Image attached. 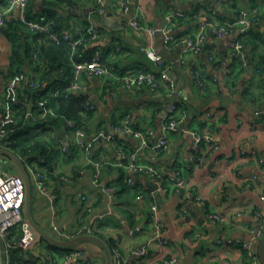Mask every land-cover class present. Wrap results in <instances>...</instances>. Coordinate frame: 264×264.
Listing matches in <instances>:
<instances>
[{
	"label": "crops",
	"instance_id": "1",
	"mask_svg": "<svg viewBox=\"0 0 264 264\" xmlns=\"http://www.w3.org/2000/svg\"><path fill=\"white\" fill-rule=\"evenodd\" d=\"M124 1L104 0V13L97 14L96 0H33L28 13L35 20H46L52 15L62 31H70L75 36L92 21L101 31L98 44L103 50L104 63L121 73L144 67L151 69L146 50L152 48L171 68L180 92L177 100L182 107L181 114L185 115L180 123L183 130L170 134L169 150L158 155L142 148L134 137L118 134L110 142L99 140L87 155L75 145L74 136L64 122L46 128L42 141L50 142L51 146L47 161L44 159L42 163L47 164L31 166L43 174L49 194H42L30 176L33 220L41 230L57 239L56 228L71 234L92 221L96 233L120 251L125 264H149L157 255L154 246L148 248L146 257H139L135 252L153 236L150 204L156 203L165 236L171 242V253L179 257V264H250L239 242L252 240L255 231L264 232V203L260 199L264 195V76L253 66L254 56L249 48L246 50L248 67L233 65L230 45L236 38L234 34L221 39L209 34L196 57L185 53L180 41L195 36L200 24L209 18L226 22L237 17L241 10L255 8L258 10L256 26L264 34V0H129L130 11L141 6L145 23L157 30L163 28L169 13H185L186 17L174 29L177 41L169 48L164 46L161 33L150 38L129 26L128 13L122 6ZM34 44L42 46L44 41ZM92 50L93 45H86V51ZM257 51L264 56L263 43H259ZM10 55L11 45L2 35L0 107L6 81L2 74L10 64ZM196 69L215 80L205 92L194 84ZM34 74L28 64L25 81ZM84 79L97 106L91 116L81 114L89 138L99 131L113 134L126 116L131 117L135 129H152L157 138L162 136V119L172 103L166 89L154 92L144 86L128 92L121 85H114L115 93L109 98L104 96L103 79L89 71L84 72ZM190 131L213 133L219 142L217 150L204 155L203 165L194 162L202 149ZM126 152H136L140 161L153 164L164 177L183 178L192 192L207 199L206 207L184 200L173 191L165 194L158 191L151 196L153 191L148 184L153 181L142 175H136L134 185H129L128 174L120 166ZM103 156L106 163L97 187L94 184L96 163ZM0 170L3 171L1 166ZM144 188L146 191L142 192ZM208 212L219 215L223 221L210 218ZM43 242L50 246L46 240ZM78 246L86 249L90 258L95 261L96 257L101 258L106 264L104 251L98 244L83 242ZM257 248L258 242H255L256 252ZM97 263L102 264L100 260Z\"/></svg>",
	"mask_w": 264,
	"mask_h": 264
},
{
	"label": "built area",
	"instance_id": "2",
	"mask_svg": "<svg viewBox=\"0 0 264 264\" xmlns=\"http://www.w3.org/2000/svg\"><path fill=\"white\" fill-rule=\"evenodd\" d=\"M33 0H0V37L2 31L6 27L7 19L11 15H16L18 21L23 28L33 35H44L47 40L56 44H66L72 49L71 64L73 70L67 80V88L63 91L66 97L70 95H82L84 101L82 103V114L89 115L95 113L97 106L94 100L89 95V86L84 79V72L89 71L93 76L103 79L106 88L105 97H113L114 85H121L128 92L140 90L142 87H149L154 92H160L166 89V96L172 100L168 111L164 114L162 119V136L156 137L155 131L152 129L139 130L135 129L131 123V117L126 116L122 124L113 130V134H107L105 131H99L92 138H89L84 127L78 125L74 120L66 119L64 123L68 130L74 136L75 145L84 150L87 155L92 153L94 146L99 140L110 142L115 135L132 136L137 139L141 147L150 150L154 155L167 152L170 148L169 136L170 134L182 131L180 123L185 115L181 114L182 107L178 102L180 92L177 89L176 82L171 76V68L165 63L162 56L158 55L152 48L146 50V57L151 63L152 68L147 67L138 68L125 73L117 71L104 63L103 50L99 46L98 41L101 37V31L91 21L88 27L79 35H73L70 31L57 30L58 23L55 19L34 20L28 17V7ZM125 13H130L129 0H125L122 4ZM104 0H96L97 14L104 13ZM132 11V16L129 19V26L135 30L146 33L147 36L153 38L156 34L161 33L164 37V46L169 48L176 43L177 38L174 35V29L178 25V21L186 17L182 11L169 13L166 17L165 25L161 29L148 26L145 23L146 15L141 8L137 6L135 11ZM258 20V10L255 8L252 11L241 10L237 17L230 21L219 22L215 17H212L202 22L199 26V31L195 36L185 37L180 41L184 46V52L196 57L203 49L209 34L216 39H221L224 36L234 34L235 40L230 45V56L238 60L241 68H247L249 59L245 51L243 38L248 35L251 29L255 26ZM84 45H93L94 51L89 60L83 62H76L75 55L78 48ZM38 54L34 55V60L38 61ZM232 74V73H231ZM194 84L196 88L205 92L211 84L215 83L208 75L196 69L194 71ZM32 79V78H31ZM31 86L35 89H41V83L35 82L33 79ZM25 80L24 75H17L14 78L5 81L3 92L6 90L15 92V89L20 83ZM61 91L51 93L52 97H57ZM13 104L17 108L20 100L17 94H14ZM38 104L44 108L43 115L55 116L53 107L48 108V100H40ZM57 107V105H56ZM16 110V109H15ZM19 111H12L10 105L4 107V112L0 113V149L11 150L12 142L9 140V134L13 133V128L6 129L10 123L17 125L20 122L17 113ZM26 117H33L31 109L26 112ZM180 118V119H179ZM189 134L193 137L196 145L201 147L202 154L195 157L194 162L200 166L204 163V155L207 152L215 151L219 148V142L213 133H200L190 131ZM155 139V140H154ZM245 151L242 154L245 155ZM255 151L252 152L254 156ZM0 161L6 163L5 159L0 156ZM262 162V161H261ZM105 157H101L96 163V174L94 184L99 187V177L103 166L105 165ZM120 166L127 172V183L134 185V177L142 175L149 180L157 183L158 189L150 193L151 196L155 192L168 193L169 191L176 192L179 196L188 201H195L198 204L206 207L207 199L200 194L194 193L187 186V182L183 178L178 177H164V175L153 165L140 161L136 152H126L122 155ZM27 172L37 182L39 191L48 195V189L44 184V176L37 169L36 166L27 165ZM146 191V188L142 192ZM264 203V195L260 197ZM26 201V183L22 174L17 175L7 174L0 170V246L2 251L3 264H98L97 261L90 258L88 252L83 247L78 245L69 248H61L62 252L50 249L48 243H44L40 234L33 228L31 223L27 220L25 214ZM207 209H211V205H207ZM150 222L153 226V236L148 243L137 249L135 254L139 257H146L148 248L154 246L157 250L156 259L151 260L149 264H179L180 259L177 255L171 253V242L165 236V226L156 203L150 204ZM209 213V212H208ZM209 217L223 221V219L210 212ZM58 240H71L80 235H94L96 226L94 222H90L80 227L74 233H67L56 228ZM264 232H253V239L248 242H239L250 264H261L254 250V243L262 239ZM48 242V241H47ZM231 243V241H229ZM17 257L19 261L14 262ZM113 264H125L126 261L119 250L113 249L112 255ZM228 264V263H227Z\"/></svg>",
	"mask_w": 264,
	"mask_h": 264
},
{
	"label": "trees",
	"instance_id": "3",
	"mask_svg": "<svg viewBox=\"0 0 264 264\" xmlns=\"http://www.w3.org/2000/svg\"><path fill=\"white\" fill-rule=\"evenodd\" d=\"M10 17H14V19L10 21V18L7 19V24L2 31V35L7 38L11 45V57L7 71L2 75L5 76L6 81L17 75H24L28 64H30L35 72V76H32L31 78L35 82H40L42 88L35 90L31 86V81L23 80L15 89V92L6 90L2 98L0 113L4 112V107L6 105H10L12 111H19L16 115L19 117L20 122L15 126L12 123L6 126V129L13 128L14 130L12 134H9V140L12 142V152L24 162L25 166L37 164L44 165L47 163H42V161L48 156L49 147L51 146L50 142L46 140L42 141L44 138V132L47 130L46 128L56 126L59 122H64L66 119L74 120L78 125L84 127L81 118V106L84 97L75 94L66 97L63 93L68 85V77L73 70L70 60L72 55L71 47L66 44L56 45L47 40L44 35H33L23 28L16 15ZM28 17L29 19H33L29 13ZM53 18L55 17L51 15L48 19ZM256 25L257 24H255L248 35L243 38V43L245 51L249 48L250 54L254 56L253 66L257 67L256 69L259 72V75L263 77L264 56L258 54L257 50L259 48V43L264 44V34ZM86 27H88V25ZM57 30L61 32L63 29L58 25ZM36 41H44V44L42 46L35 45L34 43ZM93 51L94 50L86 51V45L81 46L78 48L77 54L74 58L76 62L87 61ZM35 54H38V61L34 60ZM84 54H87V56L83 57ZM233 61L234 66L239 64L236 58H234ZM1 69L2 67L0 63V70ZM50 77L51 80H49ZM55 91H61L58 98L51 96V93ZM14 94H17V98L20 100L17 108L12 100L13 97H15ZM43 99L49 101L48 108L53 107L55 110V116L46 115L43 119H37L36 116H42L44 112V108L38 104V102ZM29 109H31L33 117H26V112ZM92 114L93 113L88 116H91ZM116 138H119V136H116ZM47 159H45V161H47ZM94 235L100 237L96 232ZM106 244L111 255H113L112 243L106 242ZM49 247L53 250L58 248L52 244H50ZM244 253L247 257L246 251H244ZM18 261L19 259L15 257L14 262L17 263Z\"/></svg>",
	"mask_w": 264,
	"mask_h": 264
},
{
	"label": "water",
	"instance_id": "4",
	"mask_svg": "<svg viewBox=\"0 0 264 264\" xmlns=\"http://www.w3.org/2000/svg\"><path fill=\"white\" fill-rule=\"evenodd\" d=\"M106 13L109 14V12L107 10H106ZM131 16H132V11H130L127 18L130 19ZM124 27H126V26H124ZM0 156H5V157L11 159L16 164V166L19 170V173L23 175V177L25 179V183H26V201H25L26 218L31 223L33 228L40 234L42 239L48 241L50 244H52L58 248H69V247L76 246V245L83 243V242L96 243L104 251L106 264H113L112 255H111V252H110L107 244L104 242L103 239H101L98 236L80 235V236H77L71 240L61 241V240H58L57 238L49 235L48 233L44 232L43 230H41L36 225V223L34 222L33 217H32L31 179H30L29 173L27 172V169H26L24 162L17 155H15V153H13L12 151L6 150V149H0ZM148 186L152 191H156L158 189V185L154 182H150L148 184ZM257 256L259 258L260 263L264 264V235L258 243ZM0 264H3L1 246H0Z\"/></svg>",
	"mask_w": 264,
	"mask_h": 264
},
{
	"label": "rangeland",
	"instance_id": "5",
	"mask_svg": "<svg viewBox=\"0 0 264 264\" xmlns=\"http://www.w3.org/2000/svg\"><path fill=\"white\" fill-rule=\"evenodd\" d=\"M3 91V89H2ZM3 94H5L3 92ZM3 159H5L6 163L3 162V161H0V166L1 168L3 169V171L7 174H12V175H17L18 174V168L16 166V164L9 158L5 157V156H1ZM59 251V252H62L63 249L61 248H56V251ZM97 261L100 260V262H102L103 264V261L101 260V258H97Z\"/></svg>",
	"mask_w": 264,
	"mask_h": 264
}]
</instances>
